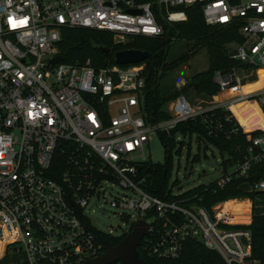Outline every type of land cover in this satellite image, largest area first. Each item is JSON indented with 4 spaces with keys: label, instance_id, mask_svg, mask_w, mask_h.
I'll return each mask as SVG.
<instances>
[{
    "label": "built area",
    "instance_id": "obj_1",
    "mask_svg": "<svg viewBox=\"0 0 264 264\" xmlns=\"http://www.w3.org/2000/svg\"><path fill=\"white\" fill-rule=\"evenodd\" d=\"M195 3L208 24L240 34L227 53L241 65L214 71L219 89L206 105L180 95L169 101L168 118L152 121L144 107V60L100 67L51 61L60 54L64 27L106 31L114 43H127L138 35L162 36L167 25L186 19L182 6ZM261 68L264 0H0V255L14 243L26 264H79L105 251L98 237L126 235L142 220L149 234L137 247L146 256L177 257L184 242L196 238L227 264H257L249 228L230 226L245 222L229 220V209L217 214L223 202L209 210L152 194L143 187L142 166L149 161V133L179 121L199 118L215 136L228 137L236 123L246 131L230 105L253 100L264 116V85L241 89ZM219 108L230 113L222 117ZM261 129L254 136L246 131L248 155L216 179L218 185L264 158ZM254 188L264 190V176ZM106 204L128 225L117 235L92 221L95 208Z\"/></svg>",
    "mask_w": 264,
    "mask_h": 264
},
{
    "label": "trees",
    "instance_id": "obj_2",
    "mask_svg": "<svg viewBox=\"0 0 264 264\" xmlns=\"http://www.w3.org/2000/svg\"><path fill=\"white\" fill-rule=\"evenodd\" d=\"M182 8L186 10V19L167 25L162 36L138 35L127 43H114L112 35L106 31L83 26L64 27L61 31V39L58 41L59 52L64 62L81 65L89 61L94 67H100L117 63L114 59V51L119 48L147 49L149 56L144 59V85L142 88L147 119L152 121L166 119L169 117L166 105L170 99L181 93L191 97V90L198 95L216 93L219 87L212 78L214 71L241 65L238 59L230 57L227 53V43L232 40H240V34L235 27L208 24L203 17L199 3L182 6ZM172 39H183L186 42L192 40V44L184 52L173 55L174 52L171 53L169 49L171 42H174ZM101 46L108 47L110 51L105 53ZM200 46H206L207 67L191 74L187 82L180 88L164 86L161 82L163 75L189 57L190 52ZM242 65L246 68L249 67L246 64ZM258 75L261 85H264L263 71L259 69ZM255 77V73L251 72L248 79L252 80ZM230 108L250 135L254 136L263 131L260 127L264 128V116L255 101L244 99L231 104ZM216 111L222 117L225 113H230V110L222 108ZM232 121L236 123L234 117H232ZM224 124L229 127L231 123L225 122ZM236 124L238 129L231 132L228 137L208 134L199 118L182 120L167 131H159L158 136L164 150V162H145L142 166V173L146 176L143 187L157 196L167 199L177 198L183 205H202L209 210L213 204L229 198L248 197L253 200L257 192H264V190L254 188L255 182L264 176V158L252 162L245 174L232 176L223 185H218L216 180H213L173 194L168 182L171 149L176 145L175 150L179 151L182 146V141L176 139L178 134L183 136L195 134L199 141H206L216 147L222 155L220 163L223 173L229 171L228 167L232 168L242 162L249 153L247 147L250 141L246 138L248 133L238 123ZM254 150L257 151L258 147H255ZM251 210L250 222L235 223L230 226L249 228L251 258L255 259L257 264H264V210L261 213H256L253 207ZM124 236L106 235L98 237V239L104 238L117 244ZM4 241L5 235L2 234L0 236V254ZM137 249L146 264H227L216 250L206 247L201 240L196 238L187 239L181 253L174 258L146 256L139 247ZM0 264H26V262L22 253L16 250V245L10 243L7 245L5 253L0 257Z\"/></svg>",
    "mask_w": 264,
    "mask_h": 264
},
{
    "label": "rangeland",
    "instance_id": "obj_3",
    "mask_svg": "<svg viewBox=\"0 0 264 264\" xmlns=\"http://www.w3.org/2000/svg\"><path fill=\"white\" fill-rule=\"evenodd\" d=\"M172 40L174 42H171L169 49L171 53L174 52L172 53L173 55H175V53L179 54L184 52L192 44V40H189V42H186L183 39ZM189 55V57L176 64L173 69L168 70L166 74L163 75L161 82L164 86L180 88L187 82V79L191 74L207 67L208 58L206 54V46L198 47L193 52H190ZM262 78L264 80V71ZM260 81L259 75L257 74L256 79L248 81L242 86L250 89L254 88L253 90H255L261 86ZM190 93L191 97H187L182 93L177 96L183 95L192 105H206L211 99V96L214 94L198 95L193 90H191ZM224 96L225 94L219 93V97ZM169 101L166 105L167 109ZM176 139L182 141V146L179 151L175 150L176 145L171 149V167L168 182L171 185L173 193H181L200 183H209L224 174L220 163L222 155L216 147L208 144L206 141H199L195 134H192L191 136L178 134ZM144 152L149 161L164 162L163 146L156 132L152 131L149 133V141L144 148ZM195 153L197 154L194 155ZM230 169L231 167H228V170ZM253 199L255 202V210H259L264 203V192H257ZM227 202V206L223 205L221 208L229 209V211L232 210V217H234V219L232 218V221H245L248 219V213L239 210L243 205L242 202L229 200L223 203ZM214 205L215 204L212 206ZM91 217L93 223L100 230L113 235H117L128 227L126 221L121 217V215L116 210L112 209L108 204L96 207L92 212ZM7 234H10L8 229Z\"/></svg>",
    "mask_w": 264,
    "mask_h": 264
},
{
    "label": "water",
    "instance_id": "obj_4",
    "mask_svg": "<svg viewBox=\"0 0 264 264\" xmlns=\"http://www.w3.org/2000/svg\"><path fill=\"white\" fill-rule=\"evenodd\" d=\"M101 49L108 53L110 50L106 46H101ZM149 56L147 49L136 47L119 48L114 51V59L117 63H137ZM62 55L57 54L51 58V61L62 60ZM147 224L139 220L134 223L132 229L127 233L117 244L111 243L104 239L105 251L95 258L87 259L79 264H105L113 260L119 259L121 264H146L144 259L139 255L137 245L140 243L143 235H148Z\"/></svg>",
    "mask_w": 264,
    "mask_h": 264
},
{
    "label": "crops",
    "instance_id": "obj_5",
    "mask_svg": "<svg viewBox=\"0 0 264 264\" xmlns=\"http://www.w3.org/2000/svg\"><path fill=\"white\" fill-rule=\"evenodd\" d=\"M229 200H233L234 202L235 201H238V202H242V207L239 209L240 211H243V212H247L248 213V219L245 220V221H237V222H245V223H248L250 222L251 220V215H252V210H251V207H253V210L256 212V213H261L263 210H264V203L263 205L260 207L259 210H255V202H254V199H250L248 197H244V198H229L228 200H223V201H220L219 203H222V202H225V201H229ZM228 202L227 203H223V205H226L227 206ZM223 205L220 206V207H223ZM235 208V207H234ZM226 210V208L222 209V208H218L217 209V214H221L223 213L224 211ZM230 212V216H229V220H232V218L234 219V217H232V210L229 211ZM1 257V255H0Z\"/></svg>",
    "mask_w": 264,
    "mask_h": 264
},
{
    "label": "bare ground",
    "instance_id": "obj_6",
    "mask_svg": "<svg viewBox=\"0 0 264 264\" xmlns=\"http://www.w3.org/2000/svg\"><path fill=\"white\" fill-rule=\"evenodd\" d=\"M260 70H262V71H264V68H261ZM263 85H261V86H259L258 88H260V87H262ZM241 89L243 90V91H252L253 89H250V88H245V87H241ZM220 93H223V94H227L228 93V91L227 90H224V91H221ZM244 100V99H243Z\"/></svg>",
    "mask_w": 264,
    "mask_h": 264
},
{
    "label": "flooded vegetation",
    "instance_id": "obj_7",
    "mask_svg": "<svg viewBox=\"0 0 264 264\" xmlns=\"http://www.w3.org/2000/svg\"><path fill=\"white\" fill-rule=\"evenodd\" d=\"M110 241V240H109ZM111 242V241H110ZM112 243V242H111Z\"/></svg>",
    "mask_w": 264,
    "mask_h": 264
}]
</instances>
